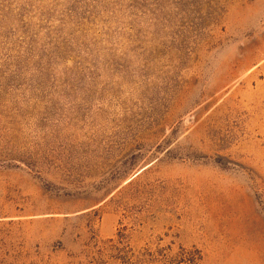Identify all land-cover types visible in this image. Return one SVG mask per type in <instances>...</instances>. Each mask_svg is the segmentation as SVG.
I'll return each instance as SVG.
<instances>
[{
    "label": "rangeland",
    "instance_id": "obj_1",
    "mask_svg": "<svg viewBox=\"0 0 264 264\" xmlns=\"http://www.w3.org/2000/svg\"><path fill=\"white\" fill-rule=\"evenodd\" d=\"M0 264H264V0H0Z\"/></svg>",
    "mask_w": 264,
    "mask_h": 264
}]
</instances>
